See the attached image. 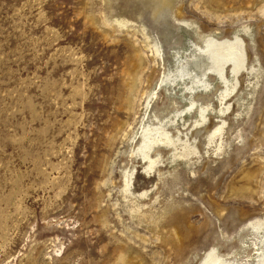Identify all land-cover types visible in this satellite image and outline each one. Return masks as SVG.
Segmentation results:
<instances>
[{
    "label": "rangeland",
    "instance_id": "1",
    "mask_svg": "<svg viewBox=\"0 0 264 264\" xmlns=\"http://www.w3.org/2000/svg\"><path fill=\"white\" fill-rule=\"evenodd\" d=\"M263 253L264 0H0V264Z\"/></svg>",
    "mask_w": 264,
    "mask_h": 264
},
{
    "label": "bare ground",
    "instance_id": "2",
    "mask_svg": "<svg viewBox=\"0 0 264 264\" xmlns=\"http://www.w3.org/2000/svg\"><path fill=\"white\" fill-rule=\"evenodd\" d=\"M234 41L235 42L230 43V45L228 44V46H226L227 51L223 53L221 50V46L219 44H216L215 42L208 40L209 45L207 47L209 48V50L211 48V51L214 52V59L219 64V66H220V72L219 73H221L222 75H224L223 72L225 70V66L229 62H231L233 64V71L236 74L238 73L237 71H239V69H240L239 65H242L244 62V58L246 56L244 48H242V47L239 48L238 46H236L239 43L242 44L243 39L240 36H236ZM197 66H198V64H197ZM169 76H171V75L167 74V75L163 76V78L161 79L160 85L167 80H171ZM203 76H204L203 79L198 78L197 80H198V82H200V84L204 85V87L208 88L209 83L207 82V78H206L207 75H203ZM182 77H185V76H182ZM193 85H195V84H193ZM188 88L190 89V92L193 95V93L195 92V88L192 86L188 87ZM153 91H155V90H153ZM156 95H157V91L153 92V93H149L148 96H146L144 98V101H142V103H144L145 114L149 112L151 104L154 101V98L156 97ZM190 101H191V105H193L194 101H192V99ZM155 117L158 118L157 115H155ZM149 126L150 125H147L146 128L145 127L142 128L143 129V133L141 135L142 141H141L140 146L137 149V153L142 157L143 160H146V158H147L148 159L147 161L149 162V164H152L154 162L153 160L155 159L153 157L152 153L155 152L154 155L159 153L160 152L159 148L162 146L163 143H165L167 141L169 136L167 135V133L163 132L162 122L157 124V126L155 127V130L152 132H149V130H151V129H147V128H149ZM260 257L262 259L257 264H264V253L261 254ZM212 264H228V263H226L224 261H217V262H213Z\"/></svg>",
    "mask_w": 264,
    "mask_h": 264
}]
</instances>
